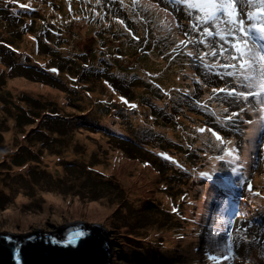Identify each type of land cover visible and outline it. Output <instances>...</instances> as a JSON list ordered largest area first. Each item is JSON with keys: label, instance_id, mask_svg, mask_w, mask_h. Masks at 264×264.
<instances>
[{"label": "rangeland", "instance_id": "1", "mask_svg": "<svg viewBox=\"0 0 264 264\" xmlns=\"http://www.w3.org/2000/svg\"><path fill=\"white\" fill-rule=\"evenodd\" d=\"M205 2L194 0V9L184 7L175 13L158 0H88L84 16L92 26L103 29L98 40L101 52L112 54L105 58L94 54L91 76L81 81L80 93L72 95L61 90L56 78L65 72L50 71L56 60L39 30L50 13L49 0H41L42 9L29 16L24 27L17 16L0 7V182L4 184L0 190L8 196L0 204V229H52L75 219L97 221L108 229L116 223L119 229H109L113 264H228L211 249L203 263H198L201 252L185 246L190 238L175 241L173 229L181 232L187 225L168 213L185 206L196 211L209 208L210 203L201 201L194 187L212 184L203 178L213 169H221L226 163L222 154L236 146L216 144L213 133L224 128L223 117L229 109L242 107L227 96L233 88L241 91L235 75L240 61L231 59L238 54L231 47L220 55L212 45L229 42V38L187 28L205 19ZM235 3L236 19L245 20V31L247 22L261 20L249 21L240 11L247 5L264 7L262 0ZM57 5L61 6L60 0ZM30 34L38 36L39 46L35 48L31 41V49H35L23 59L12 56L8 52L12 46L2 41L26 46ZM256 53L260 51L250 53L253 60L258 59ZM226 64L235 67L225 69ZM217 72L223 79L214 75ZM18 80L34 87L15 83ZM214 88L226 91L214 92ZM122 96L128 104L121 101ZM132 103L137 105L135 109L129 107ZM48 110L59 111L62 118L57 113L48 117ZM35 116L39 117L36 121ZM40 116H47V121L38 122ZM118 127L123 130L119 132ZM200 128L205 131L200 133ZM262 132L256 131L247 144H261ZM91 157L102 164L88 172ZM70 161L74 163L61 166ZM228 163L236 165L232 154ZM100 167L108 177L96 174ZM187 186H192L188 192ZM46 191L65 195L61 208H47ZM20 194L25 199L22 204L16 201ZM90 200L110 206V212L100 218L89 210ZM116 208L113 218L111 212ZM12 209L23 214H8ZM129 223L133 224L131 231L144 241L121 235L122 226ZM158 233L179 242L188 254H180L166 243L157 249L160 261L144 258L142 248H152ZM258 238L240 264H264V232ZM212 256L217 259H210Z\"/></svg>", "mask_w": 264, "mask_h": 264}, {"label": "trees", "instance_id": "2", "mask_svg": "<svg viewBox=\"0 0 264 264\" xmlns=\"http://www.w3.org/2000/svg\"><path fill=\"white\" fill-rule=\"evenodd\" d=\"M26 3L27 0H0V7L5 9L10 16L11 15L18 16L19 12L22 10V7L20 6L21 5L25 6ZM258 11L262 12L264 15L263 8H258ZM22 22H23L22 27H24V24H26L28 21H22ZM28 30H30V28H28L27 31ZM35 40L39 42V38L37 35L34 41L32 40L34 46H35L34 43ZM247 40H250L260 45L261 48L264 50V40H261V38L258 35L253 34ZM2 41L7 42L6 44H10L12 46L10 47L11 50H8V52L12 56L15 57L17 56L18 58L21 57L22 59L25 58V56L20 53L18 45L8 40H2ZM32 42H30L28 45L24 47L31 48ZM42 46L43 43L41 41V47ZM13 48H15L16 50H14ZM247 48L251 49L252 47L247 45ZM51 65L56 66V61ZM8 67H11V65H9ZM30 71L36 74L38 73L36 69L33 68H31ZM246 109H244V111H241L240 115L233 117V120H228L226 117V121L229 122V126L224 125V128L219 131L220 133H223L224 136L220 134L221 140H218L216 144H236L239 141H247L254 137V133L257 131L259 122L261 121L262 118H264V112H261L260 109H255L253 105L247 107ZM48 111H49L47 114L48 117H49V113L51 114L57 113V115L60 118H62L59 111H52V110H48ZM40 117L42 119H39L38 122L45 121L47 119V116L46 117L40 116ZM38 118H39L38 116H35L33 119L34 121H36ZM237 119L240 120L239 123L235 122V120ZM28 124L33 125V122H29ZM219 132H217L216 134L219 135ZM237 133L241 137H238ZM229 134L232 135V138H228ZM262 134H264V131L262 132ZM249 145L251 144H241L243 149ZM88 147L90 146L88 145ZM237 155L238 153L234 149L232 156L235 158ZM255 156H257V159H255ZM222 157L226 161L224 166L221 169L219 168L213 169L212 174H210L208 177L203 178L204 180L210 181L212 184L208 186L203 185L199 187H194L197 188V190L199 191V199H201V201L203 202L210 203V207L203 208L200 211H196V210L192 211V208H190L189 206H185L184 207L185 210L179 211L176 214L174 213L172 215L171 210H169L168 212L177 221H180L187 225V227L182 229L181 232L177 228L173 229L176 239L175 241L190 238L191 240H188L185 243V246L188 247L189 250L192 247H195L198 251L201 252L200 256L202 259L198 263L200 262L203 263L207 255V249L217 250V251L219 250L220 238L226 237L229 240L234 235L237 236L240 235L242 231H244V229L248 226L250 221H252L259 229H264V209L261 210V206L257 204L259 200H264V144L262 147L258 148V150H254L253 152L250 153V159L252 161L253 160L256 161L251 167H247L244 162L241 163L236 162V165L234 166L229 164L228 152H224L222 154ZM87 162H89L86 168V171L88 172L91 171V167L93 168L94 166H99V164H102L101 162L97 161V158H93V157H91ZM73 163L74 162L70 161L68 163H63L61 166L65 167L67 165H72ZM63 170H67V168H63ZM7 171L9 170L7 169ZM0 172H3V170L0 169ZM100 172H104V170L101 167L99 169V172H97L96 174H100ZM5 173L7 174L11 172H5ZM54 174H56V172H54ZM242 174H245V177H248L247 175L254 176L255 179L251 178L252 180L250 182H243ZM100 175H103L104 176L103 178L109 176L105 172L104 174H100ZM259 177L261 179H259ZM164 185L167 186V184ZM248 185H251V188H249ZM0 186H4V184L0 182ZM191 188L192 186H187L186 190L189 191ZM46 194L57 195L59 197L58 203H55L54 201L49 199V197ZM45 196L46 198H44V200L48 204L47 208L58 209L59 207L60 208L62 207L65 195L61 196L59 194H53L46 191ZM7 197L8 196L3 194V192L0 190V204L3 203V199ZM94 202H98V201L96 200L89 201L90 203L89 209H91V205ZM116 210H118V208H116L113 212H111L113 218H116V214H115ZM47 211L50 212L51 210H47ZM109 212L110 211H108L103 217H105ZM8 214L11 215L12 210L8 212ZM120 222L123 223L122 220H120ZM122 227L125 228V231L121 233V235L127 237V239L130 240L135 239L136 241L145 240L144 238H140L141 236H136L134 232L131 231L133 229L132 223L123 225ZM109 229L117 230L119 228L116 226V223H114L113 225H111V227H109ZM237 236L234 237L233 242L231 241V247H230L231 254L229 259L232 260V262L234 261L235 258H237V255L239 253ZM166 243H170L174 245L177 248V250L180 251V254L187 255L189 252V250L184 249L179 242H174L172 238H170L169 236L164 238L160 233H158L156 240L151 242L152 248L151 247L142 248L143 252L145 253L144 258L151 259L155 263L160 261V258L157 254V249L163 248V246ZM129 244L131 247L140 248V246L132 242H129ZM220 255L222 256V259L226 258L225 254H220Z\"/></svg>", "mask_w": 264, "mask_h": 264}, {"label": "bare ground", "instance_id": "3", "mask_svg": "<svg viewBox=\"0 0 264 264\" xmlns=\"http://www.w3.org/2000/svg\"><path fill=\"white\" fill-rule=\"evenodd\" d=\"M158 1L166 3L163 5L169 7L175 13L181 12V9L184 7L191 9L195 8L194 0H183V2H181V0H177V2H173L172 0ZM87 5L88 0H72L57 11L56 14L49 15L47 18L42 19V23L39 26V30L49 44V51L55 57L56 69L65 72L58 73L56 78L60 84L61 90L69 95L80 93L82 90L81 81L91 76L90 69L94 65V54L98 52L101 58H105L112 54L111 52H101L103 50L102 45L96 40V37L101 35L103 29L98 25L89 27V21L84 16V11ZM244 9H242L240 13L242 15H247V12L249 11ZM224 20L227 19L223 17L220 22H211L205 18L201 22H193V26L187 28H197L198 30L208 28L213 34L217 35V33H220L222 36L229 38V42L217 41L212 44L217 47L219 52L226 51L231 48L230 45H234L237 41L242 40H244V42L246 41V44L252 47L253 51L260 50L258 44L243 39L238 35L237 31H231L233 27L230 24L224 23ZM233 37H235V39H233ZM250 59L253 60L251 55ZM15 83L34 87V84L26 83L22 80L15 81ZM153 96L155 97V95ZM235 122L239 123L240 120L237 119ZM117 129L119 132L123 130V128L119 127ZM203 138L206 140L207 135ZM43 140L47 141L45 138H43ZM88 145L90 146V144ZM243 157L247 158V149H245ZM259 179L261 178L259 177ZM46 195L49 199L58 203L59 197L57 195ZM20 196L23 195L20 194L16 201L22 204L25 199ZM257 204L261 206V210L264 209V200H259ZM110 209V206L103 205L100 202H94L89 210L99 214V217L102 218L108 211H110ZM21 214H23L21 211L12 209V216H20Z\"/></svg>", "mask_w": 264, "mask_h": 264}, {"label": "water", "instance_id": "4", "mask_svg": "<svg viewBox=\"0 0 264 264\" xmlns=\"http://www.w3.org/2000/svg\"><path fill=\"white\" fill-rule=\"evenodd\" d=\"M86 221L62 222L52 229H0V264H113V239L101 223ZM75 233L84 235L70 242Z\"/></svg>", "mask_w": 264, "mask_h": 264}, {"label": "snow or ice", "instance_id": "5", "mask_svg": "<svg viewBox=\"0 0 264 264\" xmlns=\"http://www.w3.org/2000/svg\"><path fill=\"white\" fill-rule=\"evenodd\" d=\"M183 2V0H181ZM249 3H251V0H248ZM122 3V0H121ZM262 3H264V0H262ZM21 7H24V5H21ZM202 10L205 13V18L207 20H213L216 22H220L221 19L226 15L228 17L227 20H224V23L233 25L234 27L231 29V31H239L245 36H248L253 29L256 30L255 35H258L261 40H264V20H261L260 24H252L251 28L249 31H245L244 25H245V20L244 19H239L237 20V7L235 0H206V2L202 5ZM248 20L251 21L253 20L254 14L251 12L247 13ZM121 24L124 23L123 20L120 21ZM204 33L208 35H213L208 28H204ZM217 35H221L220 33H217ZM221 38L223 39L224 37L221 35ZM138 39V37H137ZM235 39V37H233ZM183 43V41L181 42ZM233 50L238 54L237 56L231 57L233 60H239L240 61V76L238 77L239 80V86L242 88L247 89V92L240 91L237 92L235 88H233L231 91L227 92V96L235 99V101L238 103L240 99L242 98L244 102H248L249 98H253L255 100V103L257 105H260V111L264 112V53H256L255 56L258 59L251 60V59H244V55L247 54L248 48L246 41L245 42H240L237 41L234 45H230ZM214 56L216 55L215 52L212 53ZM191 55V53H189ZM220 55H223V51H221ZM225 69L229 67H235V65H223ZM52 72H57L58 70L56 68L50 69ZM151 75V74H149ZM214 75L218 76L219 78L223 79L220 73H214ZM229 76L234 75L233 72H228ZM107 83V82H106ZM214 92H221L224 93L226 90L224 88L221 89H213ZM121 101L124 103L128 104V101L126 100L125 97H120ZM132 109H135L137 105L135 103H132L129 105ZM240 111H244V109H240ZM238 113H230L227 117L228 120H233V117L237 116ZM197 131L200 133H203L205 131L204 128H200ZM257 131H264V118L261 119L259 122V125L257 127ZM216 135L217 140H221V137L218 134L213 133ZM232 151L234 150H229V155L232 154ZM170 159V157H169ZM223 159V157H221ZM235 170V169H234ZM206 175V174H205ZM249 188H251V185H248ZM175 211V209H174ZM84 235L83 233H75L72 237H70V242H74L75 239L78 236ZM230 247V245H229ZM210 259H217V257L212 256Z\"/></svg>", "mask_w": 264, "mask_h": 264}, {"label": "clouds", "instance_id": "6", "mask_svg": "<svg viewBox=\"0 0 264 264\" xmlns=\"http://www.w3.org/2000/svg\"><path fill=\"white\" fill-rule=\"evenodd\" d=\"M45 121H47V119H46ZM39 122H40V121H39Z\"/></svg>", "mask_w": 264, "mask_h": 264}]
</instances>
